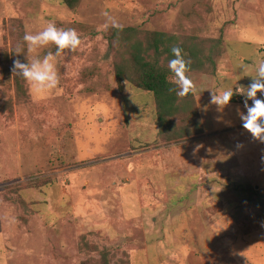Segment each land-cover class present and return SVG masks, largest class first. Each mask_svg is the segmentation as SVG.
Returning <instances> with one entry per match:
<instances>
[{
	"label": "rangeland",
	"instance_id": "1",
	"mask_svg": "<svg viewBox=\"0 0 264 264\" xmlns=\"http://www.w3.org/2000/svg\"><path fill=\"white\" fill-rule=\"evenodd\" d=\"M105 9L196 51L198 90L162 128L154 94L117 81ZM50 22L82 48L57 58L56 90L19 96L4 63L33 58L23 36ZM257 62L264 0H0V264H264V143L242 127L243 95L210 102L246 91Z\"/></svg>",
	"mask_w": 264,
	"mask_h": 264
},
{
	"label": "clouds",
	"instance_id": "2",
	"mask_svg": "<svg viewBox=\"0 0 264 264\" xmlns=\"http://www.w3.org/2000/svg\"><path fill=\"white\" fill-rule=\"evenodd\" d=\"M110 11V9L104 10V15L110 22L104 27L122 29L123 25L109 15ZM23 41L27 44V51L36 55L31 59L26 56L27 63L15 59L12 72L22 77L36 96L45 95L60 86L61 76L57 69V58L62 53H75L82 48V37L75 29L58 27L54 22L48 23L35 33L26 31ZM49 45H54L55 51H47L43 56L39 55V50L48 48ZM20 53H23L22 49L17 48L16 54ZM171 54L172 58L169 59L167 68L172 73L169 82L175 87L170 90L175 91L178 97L195 95L198 89L190 76L191 60L186 58L184 50L179 45L171 47ZM241 69L247 71L244 66H241ZM248 76L251 78V82L246 91L241 92L237 89L234 92L231 88L222 91L211 89L210 102L223 111L236 93L242 94L244 107L247 110L238 112L242 127L251 134L252 139L264 143V98H261L264 97V62H257L256 74ZM249 100L252 101L251 104H249ZM198 148L199 146L194 151H198Z\"/></svg>",
	"mask_w": 264,
	"mask_h": 264
},
{
	"label": "trees",
	"instance_id": "3",
	"mask_svg": "<svg viewBox=\"0 0 264 264\" xmlns=\"http://www.w3.org/2000/svg\"><path fill=\"white\" fill-rule=\"evenodd\" d=\"M82 0H62L70 8L77 7ZM110 39L112 47L121 52V59L115 64L117 81L122 87L126 81L136 87L152 92L157 104V120L161 128L171 121V117L177 114L181 106V97L175 91V86L169 81V70L162 60L169 61L172 58L171 47L179 45L184 50L186 58L196 55L194 48L185 42H180L179 37L161 31H149L144 38L139 37L134 27L122 29L111 28ZM23 53L16 54L13 51L11 67L15 59L27 63L25 48ZM162 57H164L162 59ZM8 59V58H7ZM4 63L3 76L12 78L17 95L25 96V80L16 74H10L9 62ZM191 67V65H190ZM234 98V96H233ZM232 101H236L232 99Z\"/></svg>",
	"mask_w": 264,
	"mask_h": 264
},
{
	"label": "crops",
	"instance_id": "4",
	"mask_svg": "<svg viewBox=\"0 0 264 264\" xmlns=\"http://www.w3.org/2000/svg\"><path fill=\"white\" fill-rule=\"evenodd\" d=\"M225 39H226V42H228V41H229V40H227V39H229V38H228V34L226 35V38H225ZM227 45H228V43H227ZM227 54H228V52L226 53V56L228 57V55H227ZM237 89H238V88H237ZM238 90H239V89H238ZM238 94H239V93H238ZM239 95H240V94H239ZM241 95H242V94H241ZM241 95H240V96H241Z\"/></svg>",
	"mask_w": 264,
	"mask_h": 264
}]
</instances>
